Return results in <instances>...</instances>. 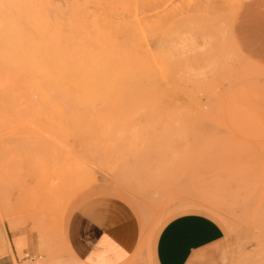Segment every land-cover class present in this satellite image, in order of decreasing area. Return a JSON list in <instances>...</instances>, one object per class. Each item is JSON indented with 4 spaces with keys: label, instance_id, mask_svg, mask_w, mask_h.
<instances>
[{
    "label": "rangeland",
    "instance_id": "obj_1",
    "mask_svg": "<svg viewBox=\"0 0 264 264\" xmlns=\"http://www.w3.org/2000/svg\"><path fill=\"white\" fill-rule=\"evenodd\" d=\"M9 1L15 15L38 0ZM120 23L104 51L6 52L0 32V225L45 244L39 259L17 238V264L60 250L72 210L99 195L151 236L207 215L222 262L264 264V0H152Z\"/></svg>",
    "mask_w": 264,
    "mask_h": 264
},
{
    "label": "crops",
    "instance_id": "obj_2",
    "mask_svg": "<svg viewBox=\"0 0 264 264\" xmlns=\"http://www.w3.org/2000/svg\"><path fill=\"white\" fill-rule=\"evenodd\" d=\"M0 233V264L19 262L17 238L30 256L42 258L39 252L45 244L34 230L22 228L14 234L6 230L4 236L0 225ZM60 235L62 247L41 264H228L222 262L225 232L211 217L180 214L151 236L132 208L114 196L82 200Z\"/></svg>",
    "mask_w": 264,
    "mask_h": 264
},
{
    "label": "bare ground",
    "instance_id": "obj_3",
    "mask_svg": "<svg viewBox=\"0 0 264 264\" xmlns=\"http://www.w3.org/2000/svg\"><path fill=\"white\" fill-rule=\"evenodd\" d=\"M150 1L152 0H65L64 3H57L52 0H38L36 4L25 1L19 5L20 9H17L15 15L7 11V7H12L9 5L10 1H3L1 6L6 16H0V32H3L6 40L5 51H104L118 48L120 44L117 42L116 33L121 30L120 20L124 12L134 11ZM89 3L95 4L96 11L89 12ZM187 207L190 206L185 208ZM203 208L209 209L206 206Z\"/></svg>",
    "mask_w": 264,
    "mask_h": 264
}]
</instances>
